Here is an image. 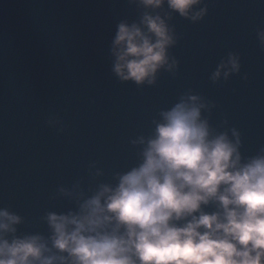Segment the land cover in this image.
Returning a JSON list of instances; mask_svg holds the SVG:
<instances>
[{
    "label": "water",
    "instance_id": "water-1",
    "mask_svg": "<svg viewBox=\"0 0 264 264\" xmlns=\"http://www.w3.org/2000/svg\"><path fill=\"white\" fill-rule=\"evenodd\" d=\"M204 4L195 23L172 14L175 74L138 86L113 74L110 51L117 24L142 15L136 3L0 0V208L23 218L17 235L47 238L46 214L76 207L60 187L115 184L116 173L138 163L130 141L149 136L159 113L189 91L214 105L204 113L214 129L240 133L244 157L264 149V0ZM228 53L238 55L240 72L213 83Z\"/></svg>",
    "mask_w": 264,
    "mask_h": 264
},
{
    "label": "clouds",
    "instance_id": "clouds-1",
    "mask_svg": "<svg viewBox=\"0 0 264 264\" xmlns=\"http://www.w3.org/2000/svg\"><path fill=\"white\" fill-rule=\"evenodd\" d=\"M130 2L144 11L138 21L117 24L111 70L121 82L154 85L161 71L177 70L172 14L195 23L207 6ZM257 38L264 47V30ZM240 68L238 55L228 53L209 78L227 81ZM212 107L199 94L181 95L149 136L130 141L138 163L116 173L115 184L60 187L76 207L46 214L47 238L17 235L23 218L0 208V264H264V149L244 157L240 133L217 131L204 115ZM210 204L216 210L206 212Z\"/></svg>",
    "mask_w": 264,
    "mask_h": 264
}]
</instances>
